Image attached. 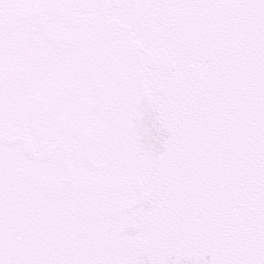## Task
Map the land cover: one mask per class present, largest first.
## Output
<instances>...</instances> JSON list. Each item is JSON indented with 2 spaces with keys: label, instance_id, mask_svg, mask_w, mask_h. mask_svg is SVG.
I'll return each instance as SVG.
<instances>
[{
  "label": "water",
  "instance_id": "1",
  "mask_svg": "<svg viewBox=\"0 0 264 264\" xmlns=\"http://www.w3.org/2000/svg\"><path fill=\"white\" fill-rule=\"evenodd\" d=\"M172 3L46 0L45 10L21 18V26L58 20L60 34L49 40L75 53V88L90 86L96 98L97 121L71 133L72 154L63 147L61 172L45 193L86 225L102 264H264V142L252 147L264 122L246 130L247 105L238 115L212 106L211 96H234L199 84L207 70L201 34ZM181 109L190 127L178 137ZM179 139H187L199 183L191 171L188 183L178 179V165H169ZM18 141L38 160L57 148L37 156L29 140L0 136Z\"/></svg>",
  "mask_w": 264,
  "mask_h": 264
},
{
  "label": "rangeland",
  "instance_id": "2",
  "mask_svg": "<svg viewBox=\"0 0 264 264\" xmlns=\"http://www.w3.org/2000/svg\"><path fill=\"white\" fill-rule=\"evenodd\" d=\"M3 126L9 131H24L1 119L0 128ZM0 166L4 168L1 157ZM28 194V190H21L13 196L0 181V264H62V252L53 247L54 241L48 233L33 237L32 230H43L46 220L40 203L27 199Z\"/></svg>",
  "mask_w": 264,
  "mask_h": 264
},
{
  "label": "bare ground",
  "instance_id": "3",
  "mask_svg": "<svg viewBox=\"0 0 264 264\" xmlns=\"http://www.w3.org/2000/svg\"><path fill=\"white\" fill-rule=\"evenodd\" d=\"M22 1H23V2H29L30 0H22ZM4 7H5V6H4ZM54 27H55V26H54ZM9 38H10V37H9ZM38 52H39V49H37V53H38ZM40 54H41V56H44V50H41V51H40ZM68 57H69V56H67V55L60 56L61 59L58 60V62H57L55 65H52V68H55L56 70L61 71L64 67H66V61H67ZM4 185H6V184H4ZM46 229H50V231L45 232ZM53 229H54V223H50V224L47 225V226L44 224V226H43V230H42L41 228L39 229L40 231H37V230L35 229V230L37 231L38 234H39V232H40L39 235L36 234V233H35V235H36L37 237H41L43 233H48V234L52 237V239L55 240V235H56V233L54 232ZM41 230H42V232H41ZM83 232L85 233L84 230H83ZM83 232H82V235H84ZM53 245H54V243H53ZM31 260H32V259H31ZM80 263H81V264H86V261L83 260V261H81ZM94 264H98L97 260H95Z\"/></svg>",
  "mask_w": 264,
  "mask_h": 264
}]
</instances>
